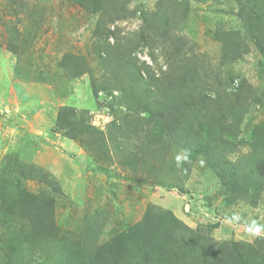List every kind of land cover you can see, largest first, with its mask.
I'll use <instances>...</instances> for the list:
<instances>
[{
  "label": "rangeland",
  "instance_id": "1",
  "mask_svg": "<svg viewBox=\"0 0 264 264\" xmlns=\"http://www.w3.org/2000/svg\"><path fill=\"white\" fill-rule=\"evenodd\" d=\"M98 2L106 12L102 19L96 12ZM80 3L0 0V183L12 191L25 184L41 198H51L57 232L71 241L85 243L94 238L101 244L147 213L162 224L171 222L174 215L227 247L233 241L249 243V254L256 262H264V189L256 206L247 200H228L220 179L200 155L175 170L179 179L162 180L163 184L160 177L142 168L143 162L135 168L124 165L114 138L122 137L120 128L127 127L134 116L125 107L128 103L117 98L112 103L118 110H112L100 89L112 83L110 76H103L108 57L118 51L124 58L128 55L121 50L131 52L137 66L149 67L142 70L144 75L151 71L161 77L172 48L167 46L169 36H176L183 43L182 51L196 58L200 73L210 77L211 88L219 78L217 91H222L231 76H239L244 88L253 93L255 99L247 105L237 138L239 147L228 158L248 155L251 128L264 125V61L249 38L240 4L237 0ZM217 30L237 34L240 54L236 59L223 60L221 42L214 38ZM141 34L148 46H143ZM69 57L84 63L81 74H67L64 64H74L67 61ZM92 85L98 88V97ZM62 106L74 108L95 129L79 141L67 138L55 129ZM128 140L123 138L125 143ZM167 150L165 157H171L173 165L176 154L185 152L173 143ZM18 162L39 170L33 180L17 181L23 174L16 168ZM253 221L262 226V232L260 238L250 240L247 228ZM31 264L40 263L33 260ZM192 264L205 261L195 258Z\"/></svg>",
  "mask_w": 264,
  "mask_h": 264
},
{
  "label": "trees",
  "instance_id": "2",
  "mask_svg": "<svg viewBox=\"0 0 264 264\" xmlns=\"http://www.w3.org/2000/svg\"><path fill=\"white\" fill-rule=\"evenodd\" d=\"M73 2L78 4L80 0ZM237 2L239 14L244 13L249 38L264 61V0ZM103 10L98 2L96 12L101 19L106 13ZM235 35L229 30L214 32V38L221 42L222 58L227 62L240 54ZM140 39L143 46L149 45L143 34ZM169 44L172 48L166 61L167 70L161 71V77L151 71H145L147 75H144L142 70L149 67L137 66L129 51L121 50L125 56L128 54L126 58L120 51L109 56L105 65L103 76H110L112 83L100 89L104 90L109 107L118 110L112 103L117 98L120 103H128L125 107L131 112L130 116H134L131 123L128 120L125 124L127 127L117 126L122 137L114 138L118 152L124 157V165L135 168L143 162L142 168L160 177L161 184L162 180L172 177L179 179L175 171L179 167L173 165L171 157H165L167 146L173 143L187 152L190 159L200 155L220 179L229 194L228 200H247L256 206L257 196L264 189V125L254 124L251 128L248 155H238L233 161L228 158L239 147L237 138L247 105L255 99L253 93L244 88V79L239 76L237 79L231 76L222 91H217L221 84L217 77L213 82L215 87L211 88L210 77L200 73L196 58L182 51L183 43L178 37L169 36L167 46ZM67 61L74 62L64 64L68 75L74 77L83 72V62L70 60V57ZM148 84L153 88L151 92ZM92 86L98 97V88ZM210 91L215 93L213 97L207 94ZM77 115L74 108L62 106L55 129L79 141L83 134L95 128ZM125 119L122 118V123ZM124 137L130 139L129 143L123 141ZM16 168L23 171L17 179L20 184L23 179V182L33 180L39 172L20 162ZM170 219L171 222L162 224L150 219L147 213L134 226L113 233L101 244L94 238H87L85 243L71 241L57 232L51 198H41L25 184L12 191L0 183V264H31L33 260L40 264H192L195 258L203 259L205 264H264L256 262L249 254L252 252L249 243L233 241L227 247L223 241L200 233L174 215H170ZM241 249L249 252H241Z\"/></svg>",
  "mask_w": 264,
  "mask_h": 264
},
{
  "label": "clouds",
  "instance_id": "3",
  "mask_svg": "<svg viewBox=\"0 0 264 264\" xmlns=\"http://www.w3.org/2000/svg\"><path fill=\"white\" fill-rule=\"evenodd\" d=\"M189 158V154L187 152L178 153L175 156V164L177 167H181L184 162H186ZM262 232V226L256 224L255 221L247 228V235L250 240L260 238V234Z\"/></svg>",
  "mask_w": 264,
  "mask_h": 264
}]
</instances>
